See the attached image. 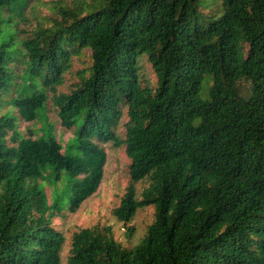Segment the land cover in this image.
Here are the masks:
<instances>
[{"label":"trees","instance_id":"16d2710c","mask_svg":"<svg viewBox=\"0 0 264 264\" xmlns=\"http://www.w3.org/2000/svg\"><path fill=\"white\" fill-rule=\"evenodd\" d=\"M27 3L0 0V106L35 121L51 99L71 137L62 150L50 123L24 135L1 112L0 264H61L53 219L97 190L108 141L129 159L113 216L154 219L132 247L74 231L66 264H264V0L92 1L21 38ZM83 50L87 74L58 92Z\"/></svg>","mask_w":264,"mask_h":264},{"label":"rangeland","instance_id":"374dc122","mask_svg":"<svg viewBox=\"0 0 264 264\" xmlns=\"http://www.w3.org/2000/svg\"><path fill=\"white\" fill-rule=\"evenodd\" d=\"M100 0H28L27 5L23 9V13L19 16L17 13L13 15L16 24L18 37L24 38L31 36L39 27H48L53 19L59 18L60 8H77L80 5L82 13H86L89 2ZM12 15V14H10ZM91 62L89 50H83L78 56L72 58L71 68L64 74L63 83L57 87L58 92H69L79 82L80 76L87 74V68ZM147 73L150 79H154V75L146 63ZM19 70V67H17ZM206 80V78H205ZM241 82V86H245ZM206 87L201 91V97L206 98ZM6 110L11 111L15 117L17 129L24 135H28V129L33 131V137L40 134V127L46 123L52 125L55 136L60 140L65 150L71 132L62 127L55 114V109L51 99L47 101L45 115L35 121H25L19 116V113L9 103L0 106V114ZM127 116L123 115L117 128L116 133L124 138ZM106 152V162L103 168V177L97 190L88 197L79 208L74 211L65 212V216L53 219L55 226L62 231L64 235V243L61 250V264H66L71 247V238L74 231L84 228L96 226L103 229L108 226L113 237L124 247H132L137 244L146 232L148 224L154 219L153 206H147L138 209L133 219L124 224L119 222L112 213L114 207L126 191L129 183V159L125 154L124 146H115L112 141L102 144ZM61 184L58 183V186ZM147 185L145 180L136 184L138 193ZM49 194V188L46 187ZM133 226V232L128 235L127 227Z\"/></svg>","mask_w":264,"mask_h":264}]
</instances>
